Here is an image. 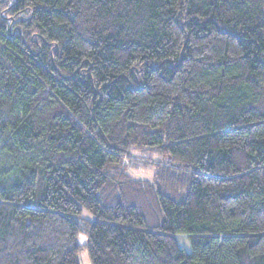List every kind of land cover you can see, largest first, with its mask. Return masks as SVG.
Returning a JSON list of instances; mask_svg holds the SVG:
<instances>
[{"label": "trees", "instance_id": "16d2710c", "mask_svg": "<svg viewBox=\"0 0 264 264\" xmlns=\"http://www.w3.org/2000/svg\"><path fill=\"white\" fill-rule=\"evenodd\" d=\"M82 249L264 264V0H0V264Z\"/></svg>", "mask_w": 264, "mask_h": 264}, {"label": "rangeland", "instance_id": "374dc122", "mask_svg": "<svg viewBox=\"0 0 264 264\" xmlns=\"http://www.w3.org/2000/svg\"><path fill=\"white\" fill-rule=\"evenodd\" d=\"M134 173L136 172L137 174H134V176L136 177H147V178H151L152 177V169L151 170H143V169H138L136 171H133ZM83 216L89 219H93L92 215L90 213H88L86 210L83 212ZM186 236L184 235H179L178 236V241L180 243V245L184 246L186 249L190 250V244L188 242V239L186 238ZM80 243H85L87 238L84 234H80L79 238H78ZM185 240L186 243H183V241ZM78 258H79V264H91V260L90 257L88 255V252L86 251V249H82L79 253H78Z\"/></svg>", "mask_w": 264, "mask_h": 264}]
</instances>
